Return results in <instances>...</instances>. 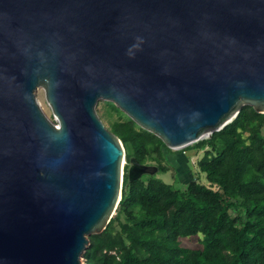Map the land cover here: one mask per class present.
<instances>
[{
  "label": "water",
  "instance_id": "1",
  "mask_svg": "<svg viewBox=\"0 0 264 264\" xmlns=\"http://www.w3.org/2000/svg\"><path fill=\"white\" fill-rule=\"evenodd\" d=\"M101 99L172 150L264 114V0H0V264H86L127 163Z\"/></svg>",
  "mask_w": 264,
  "mask_h": 264
},
{
  "label": "trees",
  "instance_id": "2",
  "mask_svg": "<svg viewBox=\"0 0 264 264\" xmlns=\"http://www.w3.org/2000/svg\"><path fill=\"white\" fill-rule=\"evenodd\" d=\"M106 109L127 164L116 214L89 236L87 264H264L263 113L246 105L210 138L185 147L203 151L199 168L208 184L185 169L179 174L185 186L177 188L156 175L130 179L133 160L161 163L173 150L114 103ZM200 233L202 247L181 245Z\"/></svg>",
  "mask_w": 264,
  "mask_h": 264
},
{
  "label": "rangeland",
  "instance_id": "3",
  "mask_svg": "<svg viewBox=\"0 0 264 264\" xmlns=\"http://www.w3.org/2000/svg\"><path fill=\"white\" fill-rule=\"evenodd\" d=\"M36 96L47 118L51 122L58 124V121L56 120L52 108L47 101L44 87H39L36 90ZM106 102L107 101L104 99L99 100L96 106V111L99 117L104 122L105 126L108 129H110L111 119L109 118V114L107 113ZM113 117L116 118L115 115ZM185 149L186 148L173 150L172 153L169 154L166 161H162L161 163L155 162L149 165H154L157 166L158 168L159 165L163 166L165 170L160 171L159 168V171L156 173V176L158 178L163 179L166 183L173 184L177 188H184L185 186V184H183V181L185 180L181 181L179 175L180 173L184 172L185 169H190L191 173L193 171L196 179H198L200 183L208 184L206 174L202 172L199 168V160L203 156V151L197 153V151L195 152L194 150H188V149L185 150ZM202 238L203 235L201 233L194 236L183 237L181 238V245L189 248H200L203 246L202 242L200 241V239ZM83 262L86 263L85 258L83 259Z\"/></svg>",
  "mask_w": 264,
  "mask_h": 264
},
{
  "label": "bare ground",
  "instance_id": "4",
  "mask_svg": "<svg viewBox=\"0 0 264 264\" xmlns=\"http://www.w3.org/2000/svg\"><path fill=\"white\" fill-rule=\"evenodd\" d=\"M41 106V105H40ZM124 171H125V166L123 167Z\"/></svg>",
  "mask_w": 264,
  "mask_h": 264
}]
</instances>
